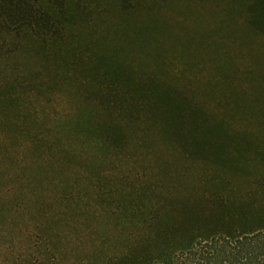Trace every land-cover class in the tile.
<instances>
[{"label":"rangeland","instance_id":"obj_1","mask_svg":"<svg viewBox=\"0 0 264 264\" xmlns=\"http://www.w3.org/2000/svg\"><path fill=\"white\" fill-rule=\"evenodd\" d=\"M86 1L101 19L64 55L93 65L103 54L122 71L107 86L80 65L63 76L61 61L55 86L26 50L0 61V86L13 85L19 105L0 117V264H17L31 236L49 232L140 235L133 204H190L177 208L185 232L260 227L264 40L209 7L173 2L122 17L113 0ZM111 90L119 109L109 111ZM218 199L223 207L207 202ZM83 246L66 244L93 245Z\"/></svg>","mask_w":264,"mask_h":264},{"label":"trees","instance_id":"obj_2","mask_svg":"<svg viewBox=\"0 0 264 264\" xmlns=\"http://www.w3.org/2000/svg\"><path fill=\"white\" fill-rule=\"evenodd\" d=\"M113 1L119 5L121 12L119 11L118 15L122 17L127 13L135 14L141 8L158 10L159 7H167L173 2L194 7H209L213 13L233 18L230 20L240 17L244 27L264 40V0ZM127 9L130 10L126 11ZM98 16L100 14L89 10L86 0H0V61L4 57L26 50L30 58L37 57L45 73L49 71L47 78L53 81L52 84L55 86L63 82V77L52 66L59 61L67 68V70L62 69L63 76L68 77L72 73L70 67L77 70L80 65L87 74H96L97 79L103 78L102 84L107 86L111 82L109 74L113 71L116 77L122 71L114 67V63L108 61L103 54L96 56L93 65H85L84 60L76 61L75 58L71 60L64 55L66 53L64 47L70 46L72 35H81L79 39L82 41L84 34L88 33L85 31L90 23L101 19ZM59 79L62 81L58 82ZM13 88V85L11 88L0 86V117L12 113L19 107L17 98L11 93ZM114 91L104 94L108 98L105 101L106 105L102 104V106L109 111L119 109L112 100ZM159 98L163 99L161 96ZM86 100L89 101L88 98ZM140 107L142 106L137 102L129 105V110L126 108L128 113L126 116L135 119L134 116L140 114ZM94 116L97 118V115ZM174 121L180 122L179 117L177 116ZM107 134L110 136V133ZM39 147V141H36L35 148ZM207 202L214 207L225 205L220 199L207 200ZM186 205L190 204L164 200L162 203H151V209L146 204L144 207L136 204L127 207L131 213L129 215L131 223L144 230L140 235L131 233L124 236L109 234L104 236L49 232L45 237L31 236V247L20 250L16 254L15 263L264 264V218L258 220L260 227L257 228L250 225L246 229L204 232L199 229L185 232L187 220L184 223L177 216V208L191 209ZM121 210L122 206H116L111 210L110 215H118ZM188 224L191 226V222ZM177 235L182 238L180 241L177 240ZM72 242L81 243L82 248L84 243H92L93 246L72 251L66 247V244ZM164 247L167 249L162 251Z\"/></svg>","mask_w":264,"mask_h":264}]
</instances>
